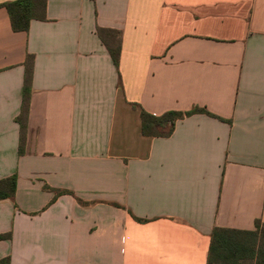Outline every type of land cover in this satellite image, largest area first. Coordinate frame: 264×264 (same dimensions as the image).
Instances as JSON below:
<instances>
[{"label": "crops", "instance_id": "1", "mask_svg": "<svg viewBox=\"0 0 264 264\" xmlns=\"http://www.w3.org/2000/svg\"><path fill=\"white\" fill-rule=\"evenodd\" d=\"M12 1L0 0V181L16 183L0 199V260L206 264L213 229L264 226V0H46L26 32ZM98 30L118 33L117 66ZM194 107L211 116L141 132L139 108Z\"/></svg>", "mask_w": 264, "mask_h": 264}, {"label": "trees", "instance_id": "2", "mask_svg": "<svg viewBox=\"0 0 264 264\" xmlns=\"http://www.w3.org/2000/svg\"><path fill=\"white\" fill-rule=\"evenodd\" d=\"M46 0H15L4 4L3 6L7 10L10 18L12 30L15 32H26L28 30L29 22L36 18L39 14L44 13ZM104 30H98V36L104 43L107 51L113 61V64L117 66L119 51H120V38L118 33L114 31H106L109 35V41H106L103 35ZM32 78V58H27L25 61V76L24 84L22 88V100L20 113L15 119L19 126V146L18 153H23L26 127H27V114H28V101L29 94L31 91L30 83ZM133 107L136 108L135 105ZM140 109V121H141V132L143 135L150 137H168L175 125L177 120L183 117L191 116L193 114H205L211 116L208 112L201 108L194 107L188 112H166L161 116H153L146 113L143 109ZM15 176L0 181V199L9 198L15 191ZM262 234V235H260ZM236 235H249L256 241L257 236L264 237V226L258 222L255 223L254 231H238L233 229H213L210 236V245L207 253L206 264H218V259L221 257L218 255L219 252L226 255L229 258H236L240 255H244L243 250L248 246H244L235 242L231 239V236ZM2 237H0L1 239ZM251 251V258L255 260V264H264V240H259L258 244H252L249 246ZM0 264H9L8 258L0 260Z\"/></svg>", "mask_w": 264, "mask_h": 264}, {"label": "rangeland", "instance_id": "3", "mask_svg": "<svg viewBox=\"0 0 264 264\" xmlns=\"http://www.w3.org/2000/svg\"><path fill=\"white\" fill-rule=\"evenodd\" d=\"M231 239L235 242H238L239 244L248 246L246 249L243 250L244 255H240L236 258H229V257H226L225 254L219 252L218 255L221 257L218 259V264H255V260L251 258V255H250L251 249L249 246H252V244L254 243L255 245H257L259 240L261 239L264 240V237L257 236L255 242H254V238L249 235L231 236Z\"/></svg>", "mask_w": 264, "mask_h": 264}]
</instances>
